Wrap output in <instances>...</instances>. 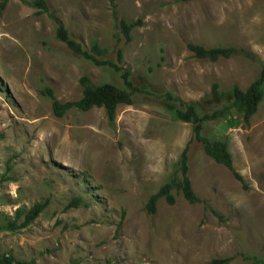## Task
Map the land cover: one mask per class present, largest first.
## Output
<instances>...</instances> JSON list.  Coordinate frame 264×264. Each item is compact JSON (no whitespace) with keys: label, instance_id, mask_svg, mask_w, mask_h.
Returning a JSON list of instances; mask_svg holds the SVG:
<instances>
[{"label":"rangeland","instance_id":"obj_1","mask_svg":"<svg viewBox=\"0 0 264 264\" xmlns=\"http://www.w3.org/2000/svg\"><path fill=\"white\" fill-rule=\"evenodd\" d=\"M44 1L47 11L0 0V257L264 264V89L247 123L233 95L264 71V0ZM51 17L101 64L57 39ZM120 19L136 23L128 39ZM188 44L236 50L212 61ZM82 76L132 92L113 124L102 107L53 114L45 89L77 100ZM187 108L201 119L200 137L227 143L243 181L204 152L181 116ZM184 150L193 203L179 190ZM167 182L174 202L160 197L149 214L148 197ZM38 202L44 208L20 226Z\"/></svg>","mask_w":264,"mask_h":264},{"label":"trees","instance_id":"obj_2","mask_svg":"<svg viewBox=\"0 0 264 264\" xmlns=\"http://www.w3.org/2000/svg\"><path fill=\"white\" fill-rule=\"evenodd\" d=\"M33 4L43 11H47L48 7L44 0H34ZM2 5V2H1ZM42 12V11H41ZM56 24L55 36L57 39L65 42L75 53L83 55L85 57L91 58L96 64H101V61L89 55L85 50H83L79 43L75 42L67 34L66 29L63 27L60 20L51 17ZM136 25L134 22H127L123 19L118 21V27L120 32L128 39L130 30ZM188 48L194 53L196 57L208 58L209 60L215 61L219 57H229L235 52L234 47H212L203 48L200 45L188 44ZM91 51L100 53L102 49L94 40L91 44ZM118 59L121 57L118 51ZM105 62V61H103ZM102 62V63H103ZM80 84L82 85L81 96L77 100L59 101L53 94L52 90L49 88L45 89V93L51 99V108L53 114L56 116H61L68 109L75 107L79 110L86 111L93 106L102 107L105 111L107 120L110 124H113L116 107L121 103H130L132 92L126 90L125 88H120L111 83H102L99 85L90 84L86 77L82 76L80 78ZM264 71H261L258 78L254 80L245 91H241L237 87H234V103L237 104L238 108L241 109L242 120L247 123L249 117L256 111L257 105L261 99L262 90L264 89ZM182 118L186 121L191 120L193 123V133L195 138L199 139L203 143L204 152L211 157L215 162L220 163L230 169L233 176L239 181H243L239 173L234 171L231 161V155L227 149V143L225 141H209L204 139L199 135L200 120L197 115L193 112L191 108H187L185 112L182 113ZM181 169H182V179L180 183V193L182 196L190 203L197 201V197L194 194L190 180L186 177V155L185 150L181 154ZM164 197L168 204L174 202V196L171 192V185L167 182L162 184L159 189L151 194L145 204L146 211L149 214H153L156 208V201L158 198ZM80 203L79 197L72 198L71 202L68 204L70 206H77ZM45 202H38L33 204L26 212L24 219L19 223L20 226H24L29 223L34 217L44 208ZM17 216H20V210L16 211ZM13 224V223H12ZM7 224L9 228H15L14 225ZM229 258H214L212 259V264H226ZM0 264H29L20 260H14L11 256L0 257ZM72 264V263H71Z\"/></svg>","mask_w":264,"mask_h":264}]
</instances>
